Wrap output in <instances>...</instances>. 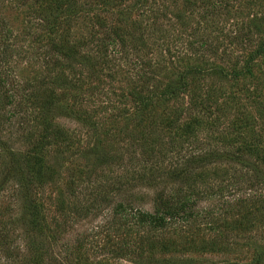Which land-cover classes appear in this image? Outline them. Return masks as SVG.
<instances>
[{
  "label": "rangeland",
  "instance_id": "rangeland-1",
  "mask_svg": "<svg viewBox=\"0 0 264 264\" xmlns=\"http://www.w3.org/2000/svg\"><path fill=\"white\" fill-rule=\"evenodd\" d=\"M100 2L0 0V264H264V0Z\"/></svg>",
  "mask_w": 264,
  "mask_h": 264
},
{
  "label": "trees",
  "instance_id": "trees-1",
  "mask_svg": "<svg viewBox=\"0 0 264 264\" xmlns=\"http://www.w3.org/2000/svg\"><path fill=\"white\" fill-rule=\"evenodd\" d=\"M100 5L101 7L106 6L108 0H100ZM60 11L63 13H66L61 6H57V8H55V11ZM106 10V9H105ZM107 11V10H106ZM62 19V18H61ZM117 29L114 28V26H112V31L115 33ZM56 51V50H55ZM57 55L56 56H61V53H64L63 50L58 49L57 51ZM163 92H167V95H171L170 92L168 91H163ZM208 154L207 155H202L200 157H196V158H190L188 159V161L186 162V164H183V168H179L176 167L174 170L178 169L175 174V176H173V178L175 180L177 179H181L186 177L187 175L190 176L191 172L196 170L199 166L198 163H202L204 165V163H208V162H204L202 160H205L206 158H208ZM18 159H16V162L12 163V164H8L9 165V173L7 174L8 177L9 176H13L12 181L17 184L18 186L20 185V194H18V196L20 197V199L22 200L20 203L22 204V208H25L26 213H28L29 215H26V219L25 221H30V219L32 217H37V220H35L34 222L30 223V228L34 229L36 226V223L38 222H42L43 220H41V216L38 215L39 212H42L43 210L41 209V205L40 203H37V198H36V189L37 186L36 184L31 183V181L29 180V175L28 173L26 174V164L29 159H27L26 156H22L19 155L17 156ZM202 166V165H201ZM200 166V167H201ZM171 177V176H170ZM143 181L145 180V178L142 179ZM192 204V203H190ZM190 204H184L185 207L183 205L180 206H175V205H171V206H165V209H158V212L151 214V213H145V212H141L139 210L133 212V211H126L125 209H123V204H116L115 209L116 212L118 214H121V217L124 218H129L130 221H137L139 224H142L144 226H148L149 228H151L152 230H156L158 228H164L166 225H168L169 223H173V222H179V221H184L187 217L192 215V206ZM184 207V208H183ZM123 213V214H122ZM181 214V215H180ZM136 222V223H137ZM32 226V227H31ZM146 238V237H145ZM6 239V235L5 234H0V245H2L1 247H3V240ZM31 245L35 244V239L31 238L30 239ZM30 245V246H31ZM64 253V252H63ZM68 257V261H67V257L64 258L63 260L58 259V261L55 260L54 256H53V261L56 264H69L71 259L70 256L67 254H65Z\"/></svg>",
  "mask_w": 264,
  "mask_h": 264
}]
</instances>
